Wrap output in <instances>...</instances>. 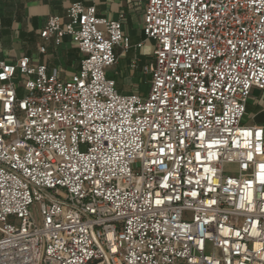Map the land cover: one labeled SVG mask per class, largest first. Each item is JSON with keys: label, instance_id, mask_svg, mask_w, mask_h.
Returning a JSON list of instances; mask_svg holds the SVG:
<instances>
[{"label": "built area", "instance_id": "1", "mask_svg": "<svg viewBox=\"0 0 264 264\" xmlns=\"http://www.w3.org/2000/svg\"><path fill=\"white\" fill-rule=\"evenodd\" d=\"M66 19L71 78L0 60V264H264V0H146V94L108 75L123 18Z\"/></svg>", "mask_w": 264, "mask_h": 264}, {"label": "crops", "instance_id": "2", "mask_svg": "<svg viewBox=\"0 0 264 264\" xmlns=\"http://www.w3.org/2000/svg\"><path fill=\"white\" fill-rule=\"evenodd\" d=\"M73 3L94 6L97 15L108 20L124 19V30L132 48L125 52L122 47H116L119 60L108 70V75L116 81L121 93L146 94L149 77L143 74L142 66L152 61L153 44L136 47L144 41L146 0H0V60L15 62L27 56L33 64H45L49 72L57 69L62 78H71L80 69L83 58L77 44L68 37L60 46H54L51 40L42 39L40 32L51 16H59L66 22L67 8ZM40 47L45 48L44 53ZM134 61L138 62L135 68ZM248 112L252 116L249 124L264 125L262 92H252Z\"/></svg>", "mask_w": 264, "mask_h": 264}, {"label": "rangeland", "instance_id": "3", "mask_svg": "<svg viewBox=\"0 0 264 264\" xmlns=\"http://www.w3.org/2000/svg\"><path fill=\"white\" fill-rule=\"evenodd\" d=\"M146 89H147V91H148V89H149V85H148V83H147V85H146ZM251 117H252V116H251V113L248 112L247 115H246V117H245L244 123H248V121L251 120ZM233 170H234V167H228V168L226 169L227 172H232Z\"/></svg>", "mask_w": 264, "mask_h": 264}]
</instances>
